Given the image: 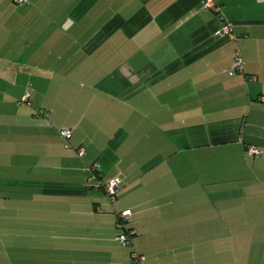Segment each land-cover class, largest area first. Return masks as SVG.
Listing matches in <instances>:
<instances>
[{
    "label": "crops",
    "instance_id": "1",
    "mask_svg": "<svg viewBox=\"0 0 264 264\" xmlns=\"http://www.w3.org/2000/svg\"><path fill=\"white\" fill-rule=\"evenodd\" d=\"M215 2L227 35L203 0H0V264H264V0Z\"/></svg>",
    "mask_w": 264,
    "mask_h": 264
},
{
    "label": "built area",
    "instance_id": "2",
    "mask_svg": "<svg viewBox=\"0 0 264 264\" xmlns=\"http://www.w3.org/2000/svg\"><path fill=\"white\" fill-rule=\"evenodd\" d=\"M17 2H23L24 0H16ZM203 6L205 8H214L217 15L223 19V27L220 30V33L222 35H227L231 32V24L229 23L228 20L224 18V13H223V7L216 3L215 0H203ZM235 68L240 70L242 69L243 65V58H242V53L240 49H236L235 52V61H234ZM23 101L28 102L29 101V94L25 93V95L22 97ZM264 101V98H263ZM61 135L66 139H70L73 130L71 128H64L60 131ZM246 151L250 155H261L262 151L254 146V145H248L246 148ZM79 155H83L84 149L83 147H80L77 150ZM120 188V179L119 178H112L108 180L104 185H103V190L104 193L110 203H113L117 197L118 191ZM131 215V210L130 209H125L122 210L118 213H116V227L120 230V232L117 235V240L125 245H129L132 243L133 236L135 235V230L132 228L126 227V222ZM145 257L137 252L132 253V263L131 264H143Z\"/></svg>",
    "mask_w": 264,
    "mask_h": 264
},
{
    "label": "rangeland",
    "instance_id": "3",
    "mask_svg": "<svg viewBox=\"0 0 264 264\" xmlns=\"http://www.w3.org/2000/svg\"><path fill=\"white\" fill-rule=\"evenodd\" d=\"M9 191L10 190H13V189H8ZM5 196H10L11 197V195L10 194H4ZM11 200H13V199H11ZM7 208H9V211H11L12 212V208L9 206V205H7ZM9 211H7V212H9ZM23 217H25V213H23ZM14 225L13 224H4V226H0V234H7V235H10V236H13V234H14ZM25 228V227H24ZM10 244H12V242L11 243H8V245H10ZM23 245H29V244H27V243H25V242H23ZM39 246H41V244H39ZM27 252H29L28 250H27ZM9 257H7V259H8ZM10 259V258H9ZM8 259V260H9ZM23 260H28V261H30V257H29V255L27 256L26 255V257H23ZM41 261V263L42 264H46L45 262V259L44 258H41V259H39V262ZM6 264H10V263H8V261H7V263Z\"/></svg>",
    "mask_w": 264,
    "mask_h": 264
}]
</instances>
